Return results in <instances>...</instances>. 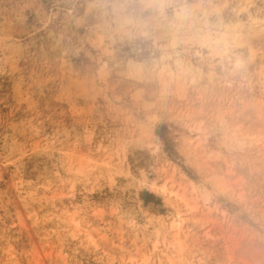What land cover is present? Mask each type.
<instances>
[{
	"label": "rangeland",
	"instance_id": "374dc122",
	"mask_svg": "<svg viewBox=\"0 0 264 264\" xmlns=\"http://www.w3.org/2000/svg\"><path fill=\"white\" fill-rule=\"evenodd\" d=\"M0 264H264V0H0Z\"/></svg>",
	"mask_w": 264,
	"mask_h": 264
},
{
	"label": "bare ground",
	"instance_id": "6f19581e",
	"mask_svg": "<svg viewBox=\"0 0 264 264\" xmlns=\"http://www.w3.org/2000/svg\"><path fill=\"white\" fill-rule=\"evenodd\" d=\"M163 187H165V186H163ZM166 188V187H165ZM164 190V189H163ZM174 225V224H173Z\"/></svg>",
	"mask_w": 264,
	"mask_h": 264
}]
</instances>
